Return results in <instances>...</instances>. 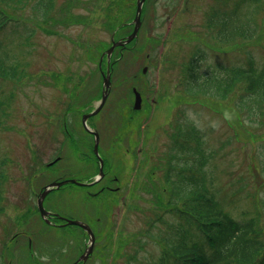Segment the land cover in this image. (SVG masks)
<instances>
[{"label": "rangeland", "instance_id": "374dc122", "mask_svg": "<svg viewBox=\"0 0 264 264\" xmlns=\"http://www.w3.org/2000/svg\"><path fill=\"white\" fill-rule=\"evenodd\" d=\"M20 1L0 3V53L18 66L16 78L0 77V264H72L86 235L77 226L47 224L36 197L44 184L86 182L97 173L92 139L80 115L100 96L99 59L119 31L106 9L116 0H53L47 11L39 0ZM222 1L146 0L133 49L113 53L111 60L117 62L109 96L88 120L100 138L105 179L93 186L65 184L43 201L49 213L91 229L95 245L85 264H155L192 229L185 217L179 219L165 206L179 203L185 211L194 205L189 192L203 187L185 185L189 162L175 165L176 151L190 155L187 144L193 139L189 133L175 134L171 143L176 128L184 132L191 125L202 135L206 179L198 175L197 183L213 189L227 214L253 218L264 213V108L234 109L231 102L241 95L238 83L223 97L204 84L190 89L184 81L185 67L199 49L206 54L200 75L264 61L263 12L253 38L211 41L214 32L205 29L209 12L233 2ZM135 2L119 4L122 16L128 15L124 19L131 17L128 22ZM130 32L128 25L117 35ZM131 87L142 95L138 112L132 109ZM64 130L71 132L70 139ZM164 156L167 163L161 162ZM113 175L119 200L106 190L96 194Z\"/></svg>", "mask_w": 264, "mask_h": 264}, {"label": "trees", "instance_id": "16d2710c", "mask_svg": "<svg viewBox=\"0 0 264 264\" xmlns=\"http://www.w3.org/2000/svg\"><path fill=\"white\" fill-rule=\"evenodd\" d=\"M18 1L0 0V3H16ZM217 1L223 2L222 0ZM228 1L230 0L225 2ZM39 2L44 10L52 9L53 0H39ZM119 4H122L121 0H116L115 7L118 10L113 15L111 10L115 7L109 6L106 9L113 23L118 25L117 31H119L117 34L128 28L126 23L131 18L124 19L128 15L122 16L121 11L124 8H120L121 5ZM133 9L131 11L132 14L135 11V7ZM261 12L264 13V0H233L229 8L222 9L217 6L211 9L205 29L215 33L212 34L211 41L213 42L220 40L221 42L229 43L236 38L248 40L253 38L257 32L256 20ZM44 30L47 31L46 29ZM117 34L115 37H120ZM205 56L204 51L199 49L185 67L187 77L184 81L185 85L189 86L188 88L199 89L204 84V86L208 87V91L215 89L223 97H226L233 90V86L238 83L240 84L241 95L240 98L236 97L235 101L231 102L234 109L245 110L247 106H253L252 104L264 108V61L259 66H256L253 62L248 67H237L235 69H227V71L225 69L219 70L217 74H211L213 77L205 73L200 75L198 72L199 62L204 60ZM17 69V63L13 58H10L5 53H0L1 78H16ZM223 72L226 75L219 78V74ZM245 101H248L249 104H246ZM248 110L252 112L249 107ZM0 111L2 110L0 109ZM67 132L64 130V133L68 136L67 138L70 139L72 134L70 131ZM188 133L193 137L190 141L193 144H187L191 151L192 164L190 166L191 177H187L185 185H189L190 189L192 186L197 185L203 187L198 191H193V194L189 190L182 192H189L194 197V205L187 207L185 211L180 207L179 203L168 201L165 206L177 211L179 219L185 217L188 220L191 224L192 234L187 238L191 232L190 230L180 236L178 246L172 248L170 253L163 252L155 264H264V213L253 218H248L246 215H243L242 218H233L224 211L222 204L220 205L219 201L215 199L216 193L212 194V188L209 187L210 189H207L203 182L197 183L196 177L198 175L203 181L206 179L203 165L205 161L201 147L202 140L200 134L193 126L190 127ZM185 134L183 133V135ZM1 177H3L2 174H0ZM1 183L2 181H0ZM182 186V183H180L179 191ZM202 190L204 193L196 194ZM170 193H177V189ZM186 213H189L190 217L184 216Z\"/></svg>", "mask_w": 264, "mask_h": 264}, {"label": "water", "instance_id": "95a60500", "mask_svg": "<svg viewBox=\"0 0 264 264\" xmlns=\"http://www.w3.org/2000/svg\"><path fill=\"white\" fill-rule=\"evenodd\" d=\"M143 1L144 0H137V2H136V11H135V17H134V20H133V30H132L131 34L128 35L123 40L114 41L112 39L111 46L105 51L104 54L106 55L107 66H106L105 73H102L103 81H102V94H101L100 101L97 104V106L91 112H89L87 114H84L82 116L83 127L85 128V130H87L88 132L92 133V135L94 136L93 152H94V155L97 157V161H98V164H99V173H98L99 175L95 179L94 182L98 181L103 175V173H102L103 162H102V159L99 157L98 151H97L98 134H97L96 131H92V130H89L87 128L86 120L89 117L97 114L101 110V108L103 107V105L105 103V100H106L107 95H108V90H109V87H110V80H109L110 79V75H109V66H108L110 55H111L112 51L114 50V48L116 46H122V45L130 42L136 36L137 31H138L139 26H140V14H141V8H142ZM140 101H141L140 95L134 90V108L135 109H138L140 107ZM94 182L88 183V185L93 184ZM66 183H73V184H77V185H86V184L77 182L74 179H68V180H63V181L52 182L50 185L46 186L40 192V194L38 195V199H37V208L39 210V213H40L41 217L43 219H45L46 222H49L48 219H47V216L49 215V213L43 207V200H44L45 196L53 188H59L60 186L66 184ZM65 221H66L65 224H67V225H76V226L81 227L88 234V247L85 250V253L78 259V261H80V260L85 261L86 257L91 252L92 247H93V243H94L93 233L91 232L90 228L87 225H85V224H83L81 222L73 221V220H66V219H65ZM76 263H74V264H76Z\"/></svg>", "mask_w": 264, "mask_h": 264}, {"label": "flooded vegetation", "instance_id": "af4514ba", "mask_svg": "<svg viewBox=\"0 0 264 264\" xmlns=\"http://www.w3.org/2000/svg\"><path fill=\"white\" fill-rule=\"evenodd\" d=\"M109 189H111V188H109Z\"/></svg>", "mask_w": 264, "mask_h": 264}]
</instances>
